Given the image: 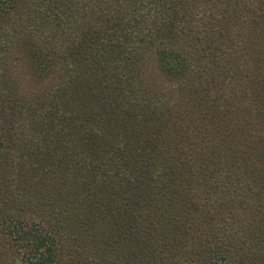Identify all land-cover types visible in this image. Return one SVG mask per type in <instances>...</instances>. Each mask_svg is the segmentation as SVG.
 <instances>
[{
    "label": "trees",
    "instance_id": "1",
    "mask_svg": "<svg viewBox=\"0 0 264 264\" xmlns=\"http://www.w3.org/2000/svg\"><path fill=\"white\" fill-rule=\"evenodd\" d=\"M0 264H264V0H0Z\"/></svg>",
    "mask_w": 264,
    "mask_h": 264
}]
</instances>
